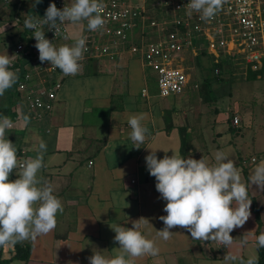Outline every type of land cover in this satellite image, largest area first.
I'll list each match as a JSON object with an SVG mask.
<instances>
[{
	"label": "crops",
	"instance_id": "obj_1",
	"mask_svg": "<svg viewBox=\"0 0 264 264\" xmlns=\"http://www.w3.org/2000/svg\"><path fill=\"white\" fill-rule=\"evenodd\" d=\"M9 1L6 4L0 0V54L6 50L16 55L18 43L27 31L23 27L25 15L35 16L34 10H46L50 0L39 3L36 9L33 0ZM226 59L230 60L229 67L236 62ZM81 63L77 75L59 74L52 110L40 118H34L16 98L20 74L18 66H12L18 78L0 96V113L13 122L6 134L17 148L18 164L37 155L40 140L46 142L40 176L61 199L63 212L58 213L56 226L49 233L12 247H0V264L9 260L8 264H89L93 251L104 250L111 256L115 254L113 248L119 247L111 224L130 228L140 218L149 221H139L141 230L156 242L159 252L137 257L135 264H225L229 254L241 260H257L255 236L258 230L264 232V188L248 181L255 165L264 160V113H258V119L250 125V114L241 116L236 103L234 110L205 109L201 92L197 91L199 85H195L196 91H187L191 82L182 94L163 98L155 92L142 60L128 52L115 60L105 57ZM144 89L148 90L147 96L143 95ZM141 112L146 114L148 135L140 148H134L126 121L128 116ZM24 116L28 117L27 123ZM234 116L240 119L237 127L232 124ZM225 122L242 140L241 147L235 144V158L218 143L226 132V128H220ZM155 150L158 158L175 152L196 159L203 157L209 164L215 163L218 150L226 152L230 159H239L235 165L241 182L248 184L250 217L230 233L231 246L215 237L193 240L179 226L170 229L173 233L167 240L158 236L157 231L165 227L160 217L166 215V201L155 189V178L149 175L145 162V157ZM243 152H252L251 162ZM19 170H13L9 179L17 178ZM242 240H247L243 246ZM16 246L31 248L27 260L13 259Z\"/></svg>",
	"mask_w": 264,
	"mask_h": 264
},
{
	"label": "clouds",
	"instance_id": "obj_2",
	"mask_svg": "<svg viewBox=\"0 0 264 264\" xmlns=\"http://www.w3.org/2000/svg\"><path fill=\"white\" fill-rule=\"evenodd\" d=\"M41 2L33 0L32 6ZM221 7L222 0H188L187 3L189 15L195 12L205 20L215 17ZM103 8V0H70L63 8L50 2L43 17L26 14L23 27L32 32L39 60L47 61L65 76L77 75L85 59L84 53L88 51L84 29L97 31L104 27ZM61 27L65 29L64 39H70L72 43L58 45L46 38V31H54L56 36ZM15 58V54L9 55L6 50L0 54V96L18 78L12 68ZM145 115L141 112L127 118L134 148H140L148 135ZM23 119L28 122L27 116ZM12 127L11 118L0 113V247H12L49 233L56 226L58 213L63 212L61 199L54 194L52 185L40 176L46 142L40 140L37 155L18 164L17 148L6 134ZM214 159L215 163L209 164L203 157L196 159L175 152L158 158L156 150L145 157L146 169L155 178V189L166 201L163 209L166 215L160 217L165 227L157 231L162 239H169L173 233L170 229L179 226L186 229L193 240L215 237L225 246H231L233 237L230 233L249 219L248 184L241 182L235 162L225 152L218 150ZM18 167L17 178L9 179ZM248 183L264 188V160L255 165ZM141 219L149 222L140 218L133 221L130 228L111 224L115 232L113 239L119 247L113 248L115 254L111 256L105 255L104 250L93 251L88 257L89 264H135L137 257L157 255L159 248L141 230ZM246 243L247 240H242L241 246ZM255 244L257 248H264V232L255 236ZM225 264H257V260L255 257L241 260L237 255L229 254Z\"/></svg>",
	"mask_w": 264,
	"mask_h": 264
},
{
	"label": "built area",
	"instance_id": "obj_3",
	"mask_svg": "<svg viewBox=\"0 0 264 264\" xmlns=\"http://www.w3.org/2000/svg\"><path fill=\"white\" fill-rule=\"evenodd\" d=\"M50 2L63 8L70 0ZM103 2L106 24L100 30L84 32L88 37L85 60L105 57L115 60L125 52L138 56L146 69L157 73L156 85L163 98L180 95L187 89L190 74L182 65L184 54L197 58L205 52L203 42H207L216 63L220 57H230L241 60L254 72L264 67V0H222L220 11L207 20L195 12L188 14V0ZM137 29L141 35L136 33ZM153 34H157V40L151 38ZM45 35L56 44L71 41L64 39L63 27L56 36L51 30ZM31 36V30L27 29L18 43L12 66H18L20 74L16 98L34 118H40L52 110L61 71L39 60L36 41ZM258 76L264 79V75ZM143 95H148L147 89ZM232 124L236 127L240 124L238 116L233 117Z\"/></svg>",
	"mask_w": 264,
	"mask_h": 264
},
{
	"label": "rangeland",
	"instance_id": "obj_4",
	"mask_svg": "<svg viewBox=\"0 0 264 264\" xmlns=\"http://www.w3.org/2000/svg\"><path fill=\"white\" fill-rule=\"evenodd\" d=\"M136 33L141 35L139 29L136 30ZM150 36L153 40H157L158 38L157 34ZM203 44L206 45V53L202 52L197 58H192L187 54L184 55L185 61L182 65L190 74L191 82L187 91L190 89L196 91L195 85H199V90L197 91L201 92L200 98L205 109L218 107L221 111H225L228 108L234 110V105L236 103L239 107L238 113H240L241 116H245L248 113L250 114L251 117L248 124L251 125L252 123L250 122H255L258 119L257 117L259 114L262 112L264 113V79L259 76H257L256 79H249V67L241 60L235 59L236 62H233L234 65L229 68L227 72L222 74V70L218 66L214 67V64L218 65V63L215 62V55L208 51L207 42H203ZM203 54L205 55L202 56ZM222 59L225 58H219V60ZM198 60H200V64H198ZM215 74H219L218 76H220V79H216L218 76ZM148 77H150L154 84L155 92H157V85H155L158 77L157 73L149 69ZM211 79L217 83H212ZM213 87H216V89L214 90ZM220 128H226V132L223 134L224 137L222 140H219L220 142L218 143L222 145L226 152H231L230 154L234 157L236 153V150L234 149L236 147L235 144H237L238 147H241L240 144L242 140L241 138L238 139L235 130H233V133L229 129L226 122L222 123ZM250 154L243 152V157L247 159V162H251ZM232 160L236 161V164L239 163V159ZM257 253L258 252L255 250L256 255Z\"/></svg>",
	"mask_w": 264,
	"mask_h": 264
},
{
	"label": "trees",
	"instance_id": "obj_5",
	"mask_svg": "<svg viewBox=\"0 0 264 264\" xmlns=\"http://www.w3.org/2000/svg\"><path fill=\"white\" fill-rule=\"evenodd\" d=\"M206 53V52H205ZM205 54H203L202 56H204ZM198 64H200V60L197 61ZM218 66L221 70H222V74L227 72L229 70L230 66V60L229 59H222L220 60V62L218 63V65L214 64V67ZM250 71L249 73V79H256L258 75H264V67L259 71V72H254L252 71L250 68L248 69ZM216 79H220V76H218ZM260 234V230H258V235ZM16 254L13 257L14 258H18V259H22V260H27L29 253H30V247L29 246H16ZM258 251V258H257V264H264V248H257ZM10 262L7 261L6 264H8Z\"/></svg>",
	"mask_w": 264,
	"mask_h": 264
},
{
	"label": "water",
	"instance_id": "obj_6",
	"mask_svg": "<svg viewBox=\"0 0 264 264\" xmlns=\"http://www.w3.org/2000/svg\"><path fill=\"white\" fill-rule=\"evenodd\" d=\"M43 1H44V0H42V2H43ZM46 1H49V0H46ZM42 2H41V3H42ZM37 5H38V4L35 5V9H36ZM34 11H35V13H34L35 16H36V15H37V16H43L44 13H45V10H43V11H40V10H34Z\"/></svg>",
	"mask_w": 264,
	"mask_h": 264
}]
</instances>
